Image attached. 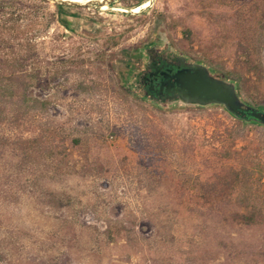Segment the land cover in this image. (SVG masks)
I'll return each instance as SVG.
<instances>
[{"label":"rangeland","instance_id":"obj_1","mask_svg":"<svg viewBox=\"0 0 264 264\" xmlns=\"http://www.w3.org/2000/svg\"><path fill=\"white\" fill-rule=\"evenodd\" d=\"M13 1L0 0V24L15 46L31 41L14 48L43 67L47 85L28 94L48 105L0 116V264H264V220L236 218L242 193L264 213V125L218 104L152 103L136 87L145 49L169 46L264 110V0H151L139 12L145 0ZM42 135L67 154L27 151Z\"/></svg>","mask_w":264,"mask_h":264},{"label":"trees","instance_id":"obj_2","mask_svg":"<svg viewBox=\"0 0 264 264\" xmlns=\"http://www.w3.org/2000/svg\"><path fill=\"white\" fill-rule=\"evenodd\" d=\"M40 1L44 2L46 0ZM17 2V0L13 1V3ZM56 6L58 9L62 8V6ZM36 7L40 8L42 5L39 4ZM36 13V17H39V11H36ZM60 22L66 25V22L61 18ZM7 29H10V27L0 24V116L15 112L21 118L30 114L35 117L37 113H43L47 109L48 102L45 99L30 96L28 90L31 86L44 88L47 85V76L43 73L44 71L41 65L33 67L34 62L29 53H24L21 50L15 51L14 47L22 48L24 45L31 46V41H19L15 46V44H12V39L5 37V31ZM259 30L260 32L264 30L263 16L260 18ZM15 38L16 40H20L19 37ZM242 55L245 58L243 63L250 65L248 68L249 71H255L261 66L260 61L258 67L252 63V55L247 49L242 51ZM40 131L44 130L40 129ZM43 134H45V131ZM46 136L42 135L41 138L34 136L26 139V149L29 152H31V149H34V151H38L39 156L49 158L52 161H58L61 156L67 154V148L64 145L62 148L53 146L51 139L48 140ZM255 173L256 171L253 168L243 169L242 171L234 170L233 181L235 183H240V181L247 183L248 178ZM48 197L50 202L56 205H74L75 203V199L68 194L50 192L48 193ZM236 199L238 205L242 208L241 211L236 212V218L240 222L256 224L264 220L263 211L253 204L251 195L242 193Z\"/></svg>","mask_w":264,"mask_h":264},{"label":"water","instance_id":"obj_3","mask_svg":"<svg viewBox=\"0 0 264 264\" xmlns=\"http://www.w3.org/2000/svg\"><path fill=\"white\" fill-rule=\"evenodd\" d=\"M59 6L102 8L116 0L77 2L72 0H49ZM196 72L189 75L182 89L184 104L224 106L229 113L239 119L254 121L264 125V110L246 103L238 94L236 83L216 77L204 64H195Z\"/></svg>","mask_w":264,"mask_h":264},{"label":"flooded vegetation","instance_id":"obj_4","mask_svg":"<svg viewBox=\"0 0 264 264\" xmlns=\"http://www.w3.org/2000/svg\"><path fill=\"white\" fill-rule=\"evenodd\" d=\"M144 57L136 75V87L142 97L157 104L182 103L183 85L196 72L195 64L199 62L169 46L147 47Z\"/></svg>","mask_w":264,"mask_h":264},{"label":"bare ground","instance_id":"obj_5","mask_svg":"<svg viewBox=\"0 0 264 264\" xmlns=\"http://www.w3.org/2000/svg\"><path fill=\"white\" fill-rule=\"evenodd\" d=\"M72 1H77V2H89V1H92V2H96V1H101V0H72ZM150 1L151 0H145L143 1L142 3L134 6L131 11L133 12H139L141 11L142 9H144L145 7H147L149 4H150ZM108 7V5H103L102 6V9H106Z\"/></svg>","mask_w":264,"mask_h":264}]
</instances>
